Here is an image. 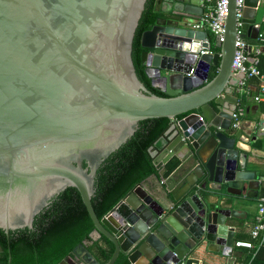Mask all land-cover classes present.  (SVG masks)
Returning <instances> with one entry per match:
<instances>
[{"label":"water","instance_id":"water-1","mask_svg":"<svg viewBox=\"0 0 264 264\" xmlns=\"http://www.w3.org/2000/svg\"><path fill=\"white\" fill-rule=\"evenodd\" d=\"M204 2L155 0L140 61L162 96L139 78L132 55L147 0H0V228L7 235L32 229L72 190L93 222L91 237L114 244L107 264L121 252L131 264H207V252L229 254L230 219L244 213L234 206L256 197L262 182L238 152L241 132L226 134L238 102L236 0H228L221 42L193 27ZM257 2L244 0V38L259 31ZM156 117L171 123L157 140L162 149L150 154L156 165L180 160L177 186L161 167L165 188L137 184L98 218L91 203L98 169L139 121ZM73 252L80 264H100L84 243Z\"/></svg>","mask_w":264,"mask_h":264},{"label":"trees","instance_id":"trees-1","mask_svg":"<svg viewBox=\"0 0 264 264\" xmlns=\"http://www.w3.org/2000/svg\"><path fill=\"white\" fill-rule=\"evenodd\" d=\"M154 3L155 0H147L135 32L132 55L139 78L150 90L164 96V93L150 86L140 61L141 33L150 27L157 16ZM209 34L213 37L210 32ZM212 50L217 52L218 47H212ZM216 71L217 65L211 66L208 80ZM170 123L168 117L139 121L134 135L103 162L97 171L96 190L91 198L98 218L111 211L137 184L150 175L159 174L161 164H154L150 148H158L157 140ZM175 165V162H168L164 175L167 176ZM93 229V222L80 194L72 190L64 191L40 213L32 229L10 231L7 235L0 228V245L3 248L0 252V264H8L9 254V264H57L63 259L70 264H80L73 252L80 243H84L100 264H107L114 244L104 235L92 238L90 233ZM114 264L131 263L127 255L121 252Z\"/></svg>","mask_w":264,"mask_h":264},{"label":"crops","instance_id":"crops-1","mask_svg":"<svg viewBox=\"0 0 264 264\" xmlns=\"http://www.w3.org/2000/svg\"><path fill=\"white\" fill-rule=\"evenodd\" d=\"M247 39L250 42L254 40L250 38ZM234 75L237 82L234 94L238 97L235 109L242 108L244 115L240 118L237 127H232L231 123L226 134L230 137H235L237 130L241 132L240 138L242 141L236 138V143L240 147L238 152L246 154V169L254 171L257 179L262 183L258 188L256 197L252 198L248 203L234 206L244 213L237 218H232L233 220L230 219L234 232L233 246L231 251H228L229 254L223 255L221 252H207L208 257L212 259V261L207 264H264V239L262 240L261 236L254 237L251 234L258 214L257 203L260 198L264 197V134L259 131V125L264 119V101H256L254 99V96L259 93L260 82L258 79H247V81H245V87L248 93H244L241 91L239 92L238 84L243 74L235 72ZM230 105L231 107L233 106L232 104ZM156 149L160 151L162 146L159 144ZM170 161L175 162L176 165L167 176H165L164 173L163 176L169 182H173V187L177 186V181L180 177V170L176 169L180 160L176 156H172L167 163ZM167 163L160 166L165 168ZM164 178H162L160 174L150 175L142 183L147 190L158 191L166 187ZM239 240L251 242L252 247L236 246L235 242Z\"/></svg>","mask_w":264,"mask_h":264},{"label":"built area","instance_id":"built-area-1","mask_svg":"<svg viewBox=\"0 0 264 264\" xmlns=\"http://www.w3.org/2000/svg\"><path fill=\"white\" fill-rule=\"evenodd\" d=\"M205 11L198 17L193 24L194 28L205 29L209 31L214 38L219 42L223 40L224 22L228 13V0H205ZM244 7V0H236V50L233 59V70L242 73L244 76L239 80V92L248 93L245 87L247 79L256 78L260 82L259 93L254 96L256 101H264V13L261 17L260 28L257 36L251 42L243 37L242 13ZM258 7L264 8V0H258L256 9ZM205 50L200 49L203 53ZM193 72L190 70L189 74ZM244 115L242 108H236L232 112V127H237L240 118ZM200 120H203L200 117ZM259 131L264 134V119L259 125ZM257 217L256 222L251 230L254 237L261 236L264 239V197L260 198L257 203ZM236 246L252 247L249 241H236Z\"/></svg>","mask_w":264,"mask_h":264}]
</instances>
